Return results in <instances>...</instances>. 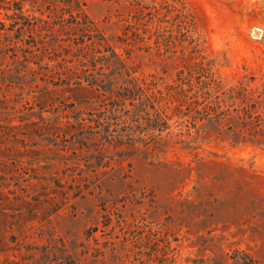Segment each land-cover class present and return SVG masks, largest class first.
Masks as SVG:
<instances>
[{
  "label": "rangeland",
  "instance_id": "obj_1",
  "mask_svg": "<svg viewBox=\"0 0 264 264\" xmlns=\"http://www.w3.org/2000/svg\"><path fill=\"white\" fill-rule=\"evenodd\" d=\"M116 1L0 0V264H264V0ZM78 9L119 67L76 66ZM131 78L160 128L99 142Z\"/></svg>",
  "mask_w": 264,
  "mask_h": 264
},
{
  "label": "trees",
  "instance_id": "obj_2",
  "mask_svg": "<svg viewBox=\"0 0 264 264\" xmlns=\"http://www.w3.org/2000/svg\"><path fill=\"white\" fill-rule=\"evenodd\" d=\"M109 1L113 3L117 2L116 0ZM179 14H181V12H179ZM81 16L84 17V19L89 20L88 17L85 15V11H83V9H78L76 13L71 12L70 17L74 19V22L73 24L69 25V27L70 30H73L74 33L83 34L91 30L90 24L86 23L90 21L81 22V19H76L80 18ZM59 19L65 20V16H62ZM103 41L104 40H100L99 38L92 37V35L83 34L81 37V41L74 44V50L78 51V54L74 55L75 52H72L71 55L76 61V66L82 67L84 69H86L87 67H91L92 70L98 68L110 70L112 67H119V65L122 64L121 59L117 57V55L112 49H110V47L101 49L100 42ZM115 65L117 66L115 67ZM126 82V84L124 83V85H120V88L116 91V94L118 96L113 98L112 100V107L114 109L112 112V118H110L109 116V121L103 119L97 120V129H99L97 137L99 138V142H106L107 144H111L113 146H122L124 144L128 145L124 141H121L120 137L115 138L111 135V133L113 134L118 133L120 131H127L128 128H126V122L141 124L142 120L143 124L141 125H144V127H149L150 129L154 128L155 130H157V132L158 127L160 128L159 123L157 124L156 119L157 103H154V100L145 93V90L143 88H139V86L135 84L133 78ZM141 89L144 92L142 95H139L141 94ZM198 90L200 91L199 88ZM124 103L127 104L125 105ZM125 106L129 108L128 111L125 110ZM118 108H123V110H125L123 111V115H121L120 112L118 113ZM115 110H117V113H115ZM150 110L154 112V116L152 114H149ZM102 115V112H100L97 118H100V116ZM144 117H146V119ZM73 120V125H67L69 131L62 136L64 138H66V136H69L68 141L69 143H71V145L82 150H90L91 147L95 146V143L93 142L91 137L92 133L90 125L88 124V120L84 117H76ZM119 120H123V123L121 122L120 124L121 126L117 125V122H119ZM118 128L120 129L118 130ZM89 157L92 156L88 155L84 159L83 166H106V164H103V162H100V160L97 162L94 160H89Z\"/></svg>",
  "mask_w": 264,
  "mask_h": 264
}]
</instances>
